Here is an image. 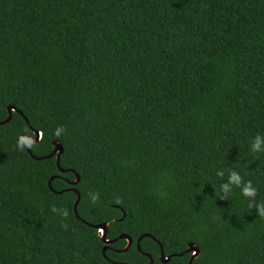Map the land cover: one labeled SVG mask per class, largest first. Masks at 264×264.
<instances>
[{
	"label": "trees",
	"instance_id": "obj_1",
	"mask_svg": "<svg viewBox=\"0 0 264 264\" xmlns=\"http://www.w3.org/2000/svg\"><path fill=\"white\" fill-rule=\"evenodd\" d=\"M8 106L28 122L0 124V264H188L189 243L191 264H264V0H0ZM55 140L67 172L34 158ZM71 170L79 216L126 251L76 217ZM233 170L255 195L222 191Z\"/></svg>",
	"mask_w": 264,
	"mask_h": 264
},
{
	"label": "water",
	"instance_id": "obj_2",
	"mask_svg": "<svg viewBox=\"0 0 264 264\" xmlns=\"http://www.w3.org/2000/svg\"><path fill=\"white\" fill-rule=\"evenodd\" d=\"M12 111H16L20 115H23L24 116L23 112L21 110L17 109L15 106H8L7 107L8 115H7V117L5 119L0 120V124H4L5 122H8L11 119V117H12ZM24 118L28 122L27 117L24 116ZM34 133H35V135L33 137H31V141L32 142H37L40 139V137H41V133L38 132V131H34ZM23 135L24 134L19 135L18 136V140H19V137L20 136H23ZM52 144H53V149H52V151L48 155H45V156H34V158L37 159V160H40V159H43V158H49V157H52V156H55L56 155V163H57V167H58L59 171L60 172H67V171H69L68 169H63V168L60 167V156H61V154L64 151L63 145L60 142H58L57 140L53 141ZM25 148L31 154L30 148L28 146H25ZM71 172H73L75 174L76 179L74 181H69V183L76 184L79 181V175L77 173H75L74 170H71ZM53 177H55V176H52L50 178V180L48 181V184H49L50 189L53 192H55V193H62L63 190L57 191V190H54L50 186V182H51V180H52ZM73 191L76 193V199H75L74 204H73V211H74V213H75V215H76L77 218L81 219L83 222H85L89 226H93V227H95V228H97L99 230V232H100V239L104 243V247H103V250H102L103 251V255L105 256V251L109 247V244L112 243V242H114V241H116L118 238L126 239L127 240V244H126V246L124 248L119 249L117 251H126L130 247V245L132 244L133 239L128 234H126V233L120 234L117 238L108 239L106 237L107 236V230H108V223L102 222V223H98V224L93 225V224H90V223L86 222L84 219H82L79 216L78 211H77V205H78L79 200H80V194H79L78 190H76V189H73ZM124 215L125 214L123 212V216L120 218V220H122L124 218ZM144 236H148V237H151V238L154 239V236H152L149 233H144L143 235L139 236L138 239H137V244H136L138 249H140V240ZM159 244H160L161 250H160V254H159V257L158 258L163 263L169 262V260L171 259V257H174V256H177V255H181L182 254V253L181 254L172 253V254H169L168 256H165L164 251H163L162 244L161 243H159ZM184 252H192V255H191L190 260L188 262V264H191L193 258L198 255L199 249H198V247L194 243H189L188 244V248ZM145 254L150 259V261H149L148 264H152L153 263V258L151 257V255L148 254V253H145Z\"/></svg>",
	"mask_w": 264,
	"mask_h": 264
},
{
	"label": "clouds",
	"instance_id": "obj_3",
	"mask_svg": "<svg viewBox=\"0 0 264 264\" xmlns=\"http://www.w3.org/2000/svg\"><path fill=\"white\" fill-rule=\"evenodd\" d=\"M63 129H57L54 133L56 137H59L63 134ZM31 146V134L28 136H20L18 140V147H25ZM251 150L254 152L264 151V136L256 135L251 143ZM218 176H222L223 172H217ZM235 185L236 187L241 188L242 195L246 197H251L255 195L256 189L252 187L251 181L243 182L242 184V177L237 171H230L227 177V182L221 185V189L224 193L230 192L232 186ZM164 194L161 193V196ZM99 199V194L94 193L91 195V200L96 202ZM258 211L260 215L264 216V204L258 205ZM67 215V213H65Z\"/></svg>",
	"mask_w": 264,
	"mask_h": 264
},
{
	"label": "flooded vegetation",
	"instance_id": "obj_4",
	"mask_svg": "<svg viewBox=\"0 0 264 264\" xmlns=\"http://www.w3.org/2000/svg\"><path fill=\"white\" fill-rule=\"evenodd\" d=\"M67 181H68L67 183L70 185L68 189L73 191V189H72V188H73V185H71V184L69 183V181H71V180H68V179H67Z\"/></svg>",
	"mask_w": 264,
	"mask_h": 264
}]
</instances>
